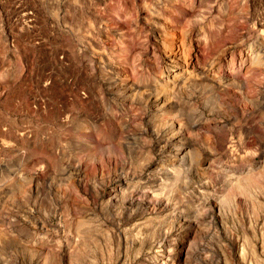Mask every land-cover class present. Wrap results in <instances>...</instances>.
I'll return each instance as SVG.
<instances>
[{
    "label": "rangeland",
    "instance_id": "1",
    "mask_svg": "<svg viewBox=\"0 0 264 264\" xmlns=\"http://www.w3.org/2000/svg\"><path fill=\"white\" fill-rule=\"evenodd\" d=\"M22 1L73 31L70 99L18 136L0 73V264H264V0Z\"/></svg>",
    "mask_w": 264,
    "mask_h": 264
},
{
    "label": "built area",
    "instance_id": "2",
    "mask_svg": "<svg viewBox=\"0 0 264 264\" xmlns=\"http://www.w3.org/2000/svg\"><path fill=\"white\" fill-rule=\"evenodd\" d=\"M23 4L22 0L15 4L17 11L14 17L0 19V36L4 41H1L0 46V73L5 70L4 74L9 72L16 76V90L12 96H2L5 99L3 98L1 105L6 110L2 129H11L18 136H31L41 129L40 138H43L49 120L63 122L67 117L65 105L70 98L64 99V88L70 79L65 74L69 66L64 56L72 52L67 49V45L54 40L72 30L61 19V12L57 8L52 10L53 20H48V31L42 36L38 25L47 18L36 6L27 8ZM36 12L40 15L37 16ZM59 20L62 22L59 23ZM80 36L85 37L84 34ZM24 45L31 49L30 57L36 56V60L30 64L20 62V65L15 66L16 60L20 61L29 55L24 54ZM77 49L80 51L79 47ZM12 62L13 69L10 67ZM78 95L81 100H85L86 95L82 90L78 91ZM4 103L12 104V108L3 105Z\"/></svg>",
    "mask_w": 264,
    "mask_h": 264
},
{
    "label": "bare ground",
    "instance_id": "3",
    "mask_svg": "<svg viewBox=\"0 0 264 264\" xmlns=\"http://www.w3.org/2000/svg\"><path fill=\"white\" fill-rule=\"evenodd\" d=\"M84 26L85 27H89V24L86 23ZM179 48H180V46H179ZM182 52H180V51H178V50H176V49H174L172 47H170V49L167 52V56L169 58L167 64L170 67L171 71L175 72V74H173V76H174L173 78H176V79H174L175 83H177V82H185V80H187V78L190 75L189 74V70H188L189 69V64H188L189 62H187L184 59L185 57H183L184 55L182 54ZM203 73H204V70L200 67V69L197 70L196 74H198V75L200 74L201 75Z\"/></svg>",
    "mask_w": 264,
    "mask_h": 264
}]
</instances>
